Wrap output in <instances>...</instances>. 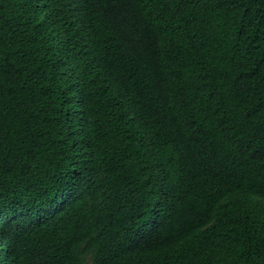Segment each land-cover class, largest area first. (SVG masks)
I'll return each instance as SVG.
<instances>
[{"label": "trees", "instance_id": "1", "mask_svg": "<svg viewBox=\"0 0 264 264\" xmlns=\"http://www.w3.org/2000/svg\"><path fill=\"white\" fill-rule=\"evenodd\" d=\"M0 264H264V0H0Z\"/></svg>", "mask_w": 264, "mask_h": 264}]
</instances>
